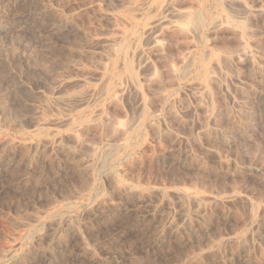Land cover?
<instances>
[{"label":"rangeland","instance_id":"rangeland-1","mask_svg":"<svg viewBox=\"0 0 264 264\" xmlns=\"http://www.w3.org/2000/svg\"><path fill=\"white\" fill-rule=\"evenodd\" d=\"M138 1L0 0V264H264V0H238L246 11L170 1L204 10L201 38L169 24L148 30L168 15L164 0L124 21ZM218 13L232 26L213 28ZM120 31L130 33L123 47L111 41ZM242 42L254 63L213 73L209 51L235 55ZM190 48L196 60L178 78ZM106 72L109 93L61 101ZM42 119L68 122L35 136ZM105 143L121 146L113 162L94 178L81 173ZM181 192L214 207L201 219Z\"/></svg>","mask_w":264,"mask_h":264},{"label":"bare ground","instance_id":"bare-ground-1","mask_svg":"<svg viewBox=\"0 0 264 264\" xmlns=\"http://www.w3.org/2000/svg\"><path fill=\"white\" fill-rule=\"evenodd\" d=\"M157 1H159V0H140V1H138L136 6H134L128 13H126L127 15L123 18V20L128 21V22H134L135 16H138V13H140L143 6H148V5L151 6L152 3H155ZM170 1H172V0H164V2L163 3L161 2L162 4L160 5L162 7V8L160 7L162 9V12L164 11L168 15L167 16L166 15L164 16L161 14L158 15L157 18L154 19L153 22H151L148 25V27H149L148 30L153 33L157 30L162 29L163 26L169 24L170 26L172 25V28H174V29L175 28H178V29L185 28L186 30L190 31V33H193L195 35V37L201 38L202 31H203L204 27H206V24L209 22L207 20V16H206V13L204 12V10L201 9L199 5H196L195 9L192 8L194 10L177 9V8H174L171 6ZM199 2H202V1H199ZM226 2L229 5L236 6L240 9H242V11L247 10V8H246L247 6H245L241 1L226 0ZM220 4H221V2H220ZM258 9H259L258 10L259 14L264 13V3L261 2L259 4ZM210 23H211V26L213 28H218V27L223 26V25L224 26L225 25L232 26L229 19L226 17H222L219 13L212 16ZM239 33H241V36H243V37H245L247 35V33L245 31H240ZM128 37H130L129 32H127V31L121 32L120 31L117 36H115L114 38L111 39V41L116 43L120 47H123L122 45L125 44ZM197 40H199V39H197ZM241 46H242V48L235 55H221V54L220 55L219 54L213 55V53L211 51H209L208 55L213 56V64H212L213 73L215 70L217 71L218 69H220L221 65L222 66H224V65L230 66L232 63L242 61V59L249 61L251 63H254V62H252L254 57H253V53L251 52L250 48H248L244 42H242ZM191 48L188 49V51L180 57V60H179L180 65L175 70V72H176L175 74L177 75L178 78L186 77L185 75L187 74L189 69L193 66V64L196 60L195 59V51ZM148 67H150V66H148ZM150 69H151V67H150ZM210 70H208V72H207V78L205 79V81H202L201 84L199 83L200 85L198 84L199 86L197 87L198 88L197 90L199 92L198 91L197 92L199 94H202V95L208 94V88H207L208 82L207 81L210 80V78L212 77L211 76L212 73L210 72ZM123 74H125V76L131 81L132 86H133V91H134L135 95L137 96L136 98H140L139 101L142 102V106H143L142 95H141V92L138 88L139 82H138L137 77L133 74L130 64L125 63V65L123 66ZM109 81H110V74L108 72H106L102 76V78L100 79V84L98 87H95V88H93L92 86L85 87V89H83V91L80 94H76V95L70 96L68 98H62L61 101L65 102V103L79 102L81 100V98L85 95L100 98V96H102L103 94L109 93V91H110ZM100 113L101 112H98L95 117L98 118L100 116ZM80 118L83 119V114H80L79 121H80ZM65 122L67 123L68 120L62 121V120H53V119H42L40 121V123L38 124V127L36 128V130L33 132V134L35 136L43 135V134L47 133L51 129V127H57V126L65 123ZM78 122H76L75 124H77ZM13 145L15 147L23 148V149L31 147V145H28L25 142H19L17 144H14L11 141H6L3 144V147H9V146H13ZM118 147L120 148L121 146H117V145L115 146V145H113V143L112 144L111 143L103 144L95 152V154H93L91 156V158L89 160L81 163V165H80L81 166V170H80L81 173H83L84 175H86L90 178L96 177V174L100 169L102 170L103 168L107 167V164L109 165L111 162H113L112 161L114 158L113 154H115L114 152H116ZM64 153H67L68 155H70L66 151H64ZM109 178L112 180H115V175L113 173H108V179ZM124 188H120V189L124 190ZM127 190H128V188H127ZM82 192H85V190ZM178 197H179V199L183 205H186L187 203H191L192 205L197 207V209H198L197 210V216L200 217L201 219L207 217V215H208L207 212H208L209 208H211V206H213V202L212 203L209 202L204 197H198V196L192 197V196H188L187 194L182 193V192L178 193ZM218 203L219 202L214 203L216 207H219ZM101 206H102V203L98 204L97 207H101ZM257 214H258L257 212L251 213L250 214V220H254L255 218H257ZM60 220H61V218L58 219V221H60ZM70 224L72 225V227H74L73 222H71ZM233 243H236L238 245V247H243L244 238L243 237L242 238L241 237L235 238Z\"/></svg>","mask_w":264,"mask_h":264}]
</instances>
